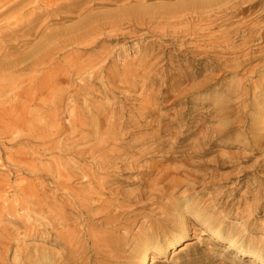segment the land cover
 <instances>
[{"label":"rangeland","instance_id":"rangeland-1","mask_svg":"<svg viewBox=\"0 0 264 264\" xmlns=\"http://www.w3.org/2000/svg\"><path fill=\"white\" fill-rule=\"evenodd\" d=\"M33 1L35 0H24L13 5L0 15V23L14 20L23 11L26 18L28 12L34 10V5H38L36 11L47 7L53 11L56 5L55 0L31 4ZM124 1L126 0L111 5L109 1H103L107 4L81 12L79 9L82 5L92 4L89 0H84L80 4L71 5V10L59 9L60 14L51 12L39 15L30 25L17 31L12 38L3 37L0 40H10L9 43L14 42L16 45L15 51L8 59L21 56L29 59L37 50L55 39L68 38L66 36L76 30L89 15L111 16L106 14L119 11ZM183 1L187 0H130L129 3L156 5ZM14 2L17 3V0L6 2L0 6V10ZM228 4L225 0H219L210 6L208 13L218 14L214 8ZM263 6L264 0L243 15L229 16V23L214 27L212 31L220 33L214 36L215 42L207 46L208 54L192 53L193 48L186 47L189 42L194 41L189 39V36L173 38L169 31L165 34L158 32L146 36L147 30L144 29L122 38L101 36L104 39L89 47H67L68 51L73 53L65 54V63L77 59H85L88 62L92 60L87 69L100 70L97 68L100 62L111 56V62L114 64L131 62L135 69L133 77L125 82L120 80L125 77L122 72L115 73L108 88L104 84V74L100 73L101 71L95 78L98 84L89 83L84 78H76L71 88L82 84L86 85L87 90L95 89L91 94L95 97L89 102L93 109H98L101 104L108 110L116 107L128 109L131 104L135 106V109L126 112L127 116H119H124L123 119L127 122L122 128L123 133L134 130L133 135H144L142 144L135 147L140 153L133 156V159L140 158L135 163L133 159H129L126 170L108 182L104 194L100 195V202H109L111 205L104 204L95 213L116 214L119 218L127 219L130 222L127 229L132 237L138 235L142 227H148L152 222L163 218V210L176 208V211H173L176 212L179 224L169 229L166 235L169 241L155 243L153 248L156 251L147 264H262V257L257 258L248 249L243 250L238 242L228 241L226 233L217 234L212 230L205 217L222 222L226 229L229 226L240 229L247 241L252 238L264 239V134L258 136L259 150L253 151L246 140L249 130L246 129L247 126L252 125L264 131V106L254 103L256 99L264 96V40L259 36L262 28L264 29ZM241 25L255 27L254 35H236L235 32L227 35L228 29L245 30ZM17 36L21 40L19 44ZM150 39H155L159 48L169 49L163 50L152 60H157L160 67L153 71L143 69L144 61L138 60L146 53L141 48ZM180 52L192 57L191 64L181 73L184 77L182 83L175 88L171 83L177 75L167 78L172 71V64L168 59L174 60ZM180 57L184 58L182 55ZM67 70L63 65L60 72ZM196 71L199 73L196 74ZM66 84L63 85L67 86ZM127 94L131 95V99L126 98ZM75 100L68 107L75 110L86 109L83 96ZM144 103L159 109L148 115L145 107L140 105ZM257 107H260L261 113L255 111ZM85 114L89 115V112ZM51 126L64 128L68 123L62 120ZM106 135L107 133L104 134ZM126 140L131 138L126 135ZM158 143L161 144L160 150L150 147ZM16 144L0 137V181L8 179L11 175V182H20L23 179L26 182L33 181L38 188L42 185L51 186V180L40 179L38 175L23 172L18 167L7 164L5 160L11 152L27 148L24 144ZM114 146L112 143L108 148ZM203 148L206 152L197 156L195 152ZM59 157V152H53L36 157L34 161L42 165ZM2 162H5V165H2ZM148 172V176H145ZM116 198L123 200L118 203ZM178 204L181 205L179 210ZM190 205L195 206L198 212L187 210ZM70 216L76 218L77 215L71 213ZM76 224L83 232L85 229L92 232L113 231L101 227L103 225L96 219L85 216L83 221L78 220ZM14 225L18 226L16 223ZM182 233L183 236L187 235L185 239H191L194 244L178 252L183 246L179 247L180 243L174 238ZM83 242L86 243L83 244L84 247L91 245L86 239ZM28 243L32 244L29 249L32 253L38 247L40 252L45 249L54 253L61 251V247L42 240H27L25 244ZM162 243H166L165 249L162 248ZM261 243L264 245V240ZM15 248L16 245L10 252L9 264H16L15 259L21 258L19 252L15 253ZM27 251L28 255L25 257L23 254L24 258L31 256ZM90 255L91 253L82 259L81 264H109L101 255L93 253V260ZM39 261L37 264H43L42 260Z\"/></svg>","mask_w":264,"mask_h":264},{"label":"bare ground","instance_id":"bare-ground-1","mask_svg":"<svg viewBox=\"0 0 264 264\" xmlns=\"http://www.w3.org/2000/svg\"><path fill=\"white\" fill-rule=\"evenodd\" d=\"M8 1L10 0H0V6ZM23 1L17 0V3L9 4L10 6L0 10V15ZM42 1L35 0L31 4ZM81 1L84 0H55L53 11L50 7L36 11L38 5H34L32 6L34 10L28 12L26 18L23 11L14 20L0 23V38H12L17 31L30 25L39 15L51 12L60 14L59 9L71 10L73 9L71 5L80 4ZM103 1H109L111 5L123 0H89L92 4L82 5L79 11L88 12L96 6L106 5L107 2ZM129 1H124L119 11L106 14L111 16L89 15L76 30L66 36L68 38L55 39L54 42L37 50L29 59L25 56L8 59L15 51L16 45L14 42L9 43L10 40H0V57H3L0 59V137L18 143L16 145L27 146L26 149L11 152L5 161L23 172L38 175L40 179L52 182L51 186L42 185L38 188L33 181L26 182L21 179L20 182H11V175L8 179L0 181V263L2 264H9L10 252L15 245V253L19 252L21 255L20 259H15L16 264H37L39 260H42L43 264H81L82 259L90 253L91 259L95 253L101 255L109 264H147L156 251L153 248L155 243L160 244L162 240L169 241L166 236L169 229L176 227L180 222L176 218V208H167L163 210V218L152 222L148 227H142L138 235L131 237L130 230L127 229L130 222L127 219L119 218L116 214L95 213L104 204L111 205L109 202H100V195L104 194L109 181L126 170L127 161L133 159L134 154L140 153L135 147L142 144L144 135H133L134 130L122 132V128L127 124L123 118L127 116L128 110L135 109L134 105L131 104L128 109L116 107L108 110L101 104L98 109H93L89 102L95 97V95L91 96L95 89L87 90L86 85L82 84L71 88V85L76 78H84L89 83L98 84L95 78L101 71L100 73L104 74L102 76L105 80L104 84L108 88L115 73L122 72L125 77L120 80L125 82L133 77L135 69L131 62L114 64L111 62V56L100 62L97 66L100 70L87 69L92 60L88 62L85 59H77L65 63V54L69 52L67 47L80 45L89 47L104 39L101 36L122 38L144 29L147 30L146 36L158 32L165 34L167 31L173 38L189 36V39L194 41L189 42L186 47H192V53L208 54L207 46L214 43V36L220 33L212 31L214 27L229 23V16L243 15L263 0H225L228 5L214 8L218 14H209L208 11L210 6L219 0H187L175 4L156 5L130 4ZM206 8L208 9L205 10ZM262 9L264 10V6ZM241 27H245V30L228 29L227 35L230 36L231 32H235L236 35L242 33L254 35L256 30L255 27L247 25ZM166 36L160 38L170 39ZM259 36L264 40L263 28ZM18 37L17 44L21 41ZM142 49L146 53L138 60L144 61L143 69L149 71L160 68L159 62L152 60L163 50H169L168 47L159 48L155 39L147 40ZM71 53L73 52H69L68 55ZM191 57L180 52L174 60L168 59L172 64L170 66L172 71L167 78L177 75L171 83L173 87L178 88L182 83L184 77L181 73L191 64ZM170 62L166 61L167 64ZM63 65L68 69L67 72H60ZM197 73L199 71H196ZM189 76L190 72L187 73V77ZM64 83H67V86H64ZM80 96L85 99L86 109L75 110L68 107ZM126 98L131 99V95L127 94ZM254 103L257 106H264V96L256 99ZM140 105L145 107L148 115L159 109V107L147 106L146 103ZM259 110L260 107L255 109L261 113ZM86 112H89V115H86ZM120 114L124 116L120 117ZM62 120L67 121L68 126L64 128L51 126ZM246 129H249L247 143L251 145L253 151L259 150L258 136L261 137L264 131L252 125L247 126ZM126 135L131 140L125 141ZM112 143L115 146L108 148ZM160 145L158 143L150 147L160 150ZM53 152H59L60 157L51 163L42 165L35 163L36 157ZM205 152L203 148L195 154L201 156ZM139 158L133 159V162L135 163ZM2 165H5V162H2ZM148 174L149 172L145 173V176ZM122 200L116 198L118 203ZM177 208L181 209V205L178 204ZM190 209L198 212L193 205L187 210ZM71 213L76 214V218L70 216ZM84 216L96 219L103 225L101 227L113 231L79 230L76 222L83 221ZM205 219L217 234L226 233L228 241L238 242L243 250L248 249L257 258L262 257L261 262L264 263V245L261 243L264 239L252 238L247 241L244 239V232L240 229L230 226L226 229L220 221L207 217ZM262 229L264 233V228ZM164 236L166 237L163 238ZM186 236L182 233L181 236L174 238L180 243L179 247L183 246L178 252L194 244L191 239H185ZM85 239L91 242L90 246H83L86 244L83 242ZM27 240H42L61 247V251L54 253L45 249L40 252L41 249L38 247L32 253L29 252L32 244H25ZM161 245L165 249L166 243ZM26 251L31 254L29 258H24L28 255Z\"/></svg>","mask_w":264,"mask_h":264}]
</instances>
